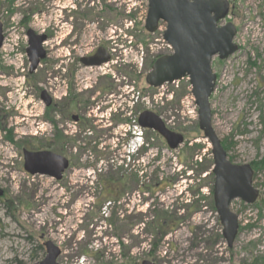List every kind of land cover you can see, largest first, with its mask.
Instances as JSON below:
<instances>
[{"label":"rangeland","instance_id":"obj_1","mask_svg":"<svg viewBox=\"0 0 264 264\" xmlns=\"http://www.w3.org/2000/svg\"><path fill=\"white\" fill-rule=\"evenodd\" d=\"M8 1L0 0V4ZM229 2L230 12L222 24L231 22L237 28L238 51L226 60L213 58L217 82L210 98L212 126L231 161L255 167L254 186L260 193L252 205L240 199L232 202L241 225L232 249L222 236L214 207V177L209 175L212 146L199 127L189 80L161 88L144 81L155 57L172 51L163 40L165 23L154 35L145 29L149 0L116 1L117 13L131 15L129 40L139 43L126 52L130 81L124 91L136 99L144 92L147 109L183 133L185 142L170 150L162 137L147 130V153L132 156L128 167L121 162L125 150L113 155L117 138L125 131L69 133L66 151L73 157L69 171L74 174L64 185L24 173L23 160L9 140L12 125L24 123L23 117L29 119L23 131L36 133L35 119L44 111L33 95L34 83L41 87L47 67L42 63L35 76L28 77L27 31L43 32L49 25L59 31L60 18L32 19L23 26L22 15H10L0 8L5 35L0 48V111L8 114L6 127L0 128V190L7 192L0 200V264L40 263L47 241L61 250L59 264H142L146 260L155 264H253L264 257V0ZM55 36L58 41L59 34ZM54 59H59V52ZM40 128L44 131L48 126L43 123ZM46 137L38 133L36 139L42 142ZM113 178L126 181L121 186L129 193L115 203L110 201L113 195L103 189ZM190 204L193 209L189 211ZM158 213L169 225L174 219L182 223L162 238Z\"/></svg>","mask_w":264,"mask_h":264},{"label":"flooded vegetation","instance_id":"obj_2","mask_svg":"<svg viewBox=\"0 0 264 264\" xmlns=\"http://www.w3.org/2000/svg\"><path fill=\"white\" fill-rule=\"evenodd\" d=\"M116 1L117 0H9L5 5L0 4V8L7 9L10 15H22L23 26L27 25L25 21L32 19L55 20L60 18L61 21L59 31L50 27V25L49 28L44 29L43 32H38L31 28L27 31V36L28 32L31 30L35 35L46 37L43 43L46 56L40 61L37 69L33 73L30 72L31 63L29 61L28 77L32 78L35 76V73L42 67V63L47 67V75L40 84L41 87H38L34 83L35 95L33 96L39 99L44 109L42 114L37 115L38 119H35V124L37 125L35 128L37 132L31 133L29 130L23 131L28 125L27 122L29 120H26L25 117H23L24 123H16V126L12 125V129L9 131L13 135L10 141L16 146L20 155V160H23L24 173L28 176H44L55 180L58 185L66 184L67 178L74 174L69 171L74 164L73 157L69 156L66 151L70 140L69 133L75 132V134H77L83 131L88 134L92 131L101 130V132L115 134L120 130L125 131L126 134H119L117 138L118 143L115 146L113 155L117 156L125 150L126 154H124L121 162L123 164L125 163L128 167L131 166L133 160L130 152L132 143L136 139L135 135H130L131 130L139 131L140 129L144 131L142 132V138L145 141L146 137L144 134H146L147 129L140 126L139 118L143 112L148 111L146 104L147 97L145 93L142 92L140 97L136 99L132 96V93L124 91L127 81H130V74L128 73L130 60L128 61L126 59V52L132 47L138 48L139 43L137 41L138 39H135V42L129 40L132 35L130 27L127 26V22L131 19V15L128 11L117 13ZM122 2L126 3V0H122ZM25 5H27L26 8L23 7ZM124 7H126V5ZM117 17L119 20H117ZM1 24L3 26L4 45V24L2 22ZM56 34H59L58 41L55 36ZM149 34L154 35L156 32ZM161 41V39H156V42ZM46 43L50 44L49 47L45 46ZM28 48L29 36L26 53ZM57 52H59V59H54V54ZM172 53L173 50L169 54L157 55L155 58L170 55ZM117 74H121V78H118ZM144 81L147 84L146 77ZM133 98L135 101H133V105H131V100ZM191 98L195 101L193 95H191ZM7 118L8 114L0 111L1 129L6 127L5 120ZM43 123L48 126L44 131L40 128ZM167 128L184 136L183 133L175 129H171L168 126ZM38 130L41 131L39 132ZM38 133L41 135L47 134V137L42 141L43 143L39 139H36ZM157 135L160 136L159 134ZM165 142L167 144L166 140ZM25 151L53 152L67 158L69 160V167L61 174V179L59 180L47 175L31 174L25 170ZM146 153L147 148L143 146L133 156L139 157ZM128 157L129 161L127 162ZM136 172L138 174V172L141 171ZM122 178H125L124 175H122ZM122 178L121 181H117L115 178H113V181H106L104 184L106 186L105 188L103 187V189L107 190V194L113 195L110 201L113 200L114 203L119 202L121 197L129 194L127 188L121 186L126 184V181H122ZM101 180L105 179L102 178ZM95 181L100 183L96 177ZM91 183L93 184V182ZM146 188L147 186L144 187V189ZM140 189H142V186ZM2 192L0 200H3L7 196L6 191ZM213 194L214 189L212 195ZM183 198H185V196H183ZM108 199L109 198H106V200ZM111 203L112 202H110L109 205ZM104 204V201L101 202V206ZM187 207L189 211L193 209V205L191 204ZM214 207L216 209L215 204ZM183 210L185 211V208H183ZM156 217L157 220H160L158 229L162 238L176 231L177 227L182 223L180 219H174L173 223L171 221V225H169L168 219L165 220L161 213H158ZM240 226L239 222V230Z\"/></svg>","mask_w":264,"mask_h":264},{"label":"water","instance_id":"obj_3","mask_svg":"<svg viewBox=\"0 0 264 264\" xmlns=\"http://www.w3.org/2000/svg\"><path fill=\"white\" fill-rule=\"evenodd\" d=\"M228 0H149L146 29L149 33L157 31L160 22L166 24L164 40L173 53L160 57L146 76L151 87H161L189 78L192 93L198 106L199 127L211 143L214 174V204L216 206L223 236L232 248L239 231L238 215L231 210V203L240 199L253 204L259 191L253 186L254 170L250 164H235L221 143L212 126L210 98L215 91L217 75L212 69L213 58L228 59L238 51L234 43L237 28L231 22L220 25L228 17ZM29 48L27 54L33 73L46 53L43 43L45 36L28 32ZM3 26L0 22V47L3 45ZM142 128L153 130L161 135L171 150L184 143L182 134L167 128L159 115L145 111L139 118ZM69 167V160L49 151H25V170L31 174L47 175L57 180ZM0 190V195H2ZM47 254L37 264H59L61 250L51 241L46 243ZM143 264H155L144 261Z\"/></svg>","mask_w":264,"mask_h":264},{"label":"trees","instance_id":"obj_4","mask_svg":"<svg viewBox=\"0 0 264 264\" xmlns=\"http://www.w3.org/2000/svg\"><path fill=\"white\" fill-rule=\"evenodd\" d=\"M9 140H12V138H10ZM226 149V147H224ZM254 170H255V167L253 166ZM210 175V178L213 179L214 175L210 172L209 173ZM212 193H213V189H212ZM253 264H264V257H261V258H256L255 261L253 262Z\"/></svg>","mask_w":264,"mask_h":264}]
</instances>
